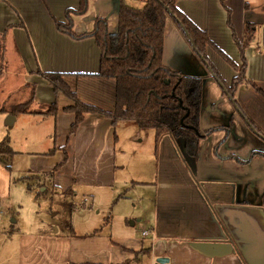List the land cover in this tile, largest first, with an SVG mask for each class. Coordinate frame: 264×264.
<instances>
[{
  "label": "crops",
  "instance_id": "obj_1",
  "mask_svg": "<svg viewBox=\"0 0 264 264\" xmlns=\"http://www.w3.org/2000/svg\"><path fill=\"white\" fill-rule=\"evenodd\" d=\"M121 1L143 5V0ZM119 4L120 0H87L84 14H71L72 31L90 32L96 20L103 19L107 30L115 32ZM77 5L78 0H0V113L6 115L4 125L12 127L20 119L34 124L30 130L39 131L45 121L50 122L49 135L48 130L45 132L49 137L43 142L35 140V146L43 149L29 153L27 168L40 187L47 182L61 193L72 194V186L111 183L116 143L115 124L99 113L85 112L71 133L75 115L64 107L72 102L55 92L40 74L60 73L78 100L113 110L115 81L95 75L101 52L94 37L73 38L58 31L52 20V15L64 20L65 9ZM175 5L236 65L241 62L235 39H242L245 23L254 28L253 39L244 49L246 81L229 95L223 93L220 82L186 39L182 27L170 17L165 20L163 65L171 71L204 78L200 128L225 126L230 117L233 119L232 130L217 154L215 145L224 131L200 140L197 159L186 158L194 179L180 162L168 166L166 173L173 175L161 183L155 221L150 223L149 235L141 234L148 237L147 243L142 238L102 234L98 228L82 236L74 231L59 236L44 230H20L16 238L18 228L11 224L10 231L5 232L2 222L0 234L10 236L11 249L0 257V264H154L158 257H167L172 264H241L232 244L247 264H264V156H251L253 150L264 151V146L248 125L250 120L264 133V0H177ZM12 14H16V21ZM24 34L30 40L28 46ZM13 51L16 59L10 67L7 59ZM204 53L229 86L238 71L213 47L206 45ZM14 74L20 79L19 86L16 78L12 79ZM9 79L11 85L15 84L12 91H21L19 96L11 97L12 91L3 95ZM32 88L31 106L55 102L53 114L33 107L28 113L11 114L12 106L27 100ZM25 91L26 97L22 94ZM60 93L63 98L58 96ZM8 116H14L12 125L8 124ZM161 140L162 149L175 160L176 153L167 137ZM232 156L246 162L240 163ZM9 169L0 162V196L9 189ZM52 170L53 175L48 177Z\"/></svg>",
  "mask_w": 264,
  "mask_h": 264
},
{
  "label": "trees",
  "instance_id": "obj_2",
  "mask_svg": "<svg viewBox=\"0 0 264 264\" xmlns=\"http://www.w3.org/2000/svg\"><path fill=\"white\" fill-rule=\"evenodd\" d=\"M176 1L143 0L142 6H135L120 0L117 28L113 33L107 30L103 19H97L94 29L90 32L76 34L72 31L71 14H84L87 10V0H78L76 8L67 9L65 22L54 20L57 30L61 33L68 34L73 38L92 36L96 40L101 54L99 69L95 75L114 79L115 105L113 110L105 111L78 100L60 73L41 71L40 74L55 92H62L71 100V105L64 107L65 110L71 111L75 115L70 126L71 133L82 120L85 112L99 113L109 118L113 124L119 121L132 122L140 128H152L156 144L163 137L169 138L176 154L182 159L189 175L194 179V172L188 164L187 156L179 150V139H183L185 153L196 159L199 140L215 131H224V136L215 145V153L217 154L218 144L224 143L232 130L233 119L230 117L225 126H213L202 131L199 128L204 78L200 75L171 71L163 65V28L166 18L169 15L175 17V21L182 27L186 39L191 43L205 66L220 82L224 94L232 95L235 87L242 81H238V77H236L228 86L221 79L204 53L205 46H211L219 51L232 68L236 69V64L214 45L206 31L199 29L176 7ZM20 24H22L21 20ZM253 32L252 24L245 23L242 39L240 41L235 39L240 51L241 62L237 71L238 74L241 73L243 82L246 81L244 49L253 39ZM251 85L260 92L255 84L252 83ZM33 94L34 88H32L27 100L12 106L11 114L31 112ZM56 108V103L53 102L44 113L53 114ZM248 125L256 132L261 131L250 120H248ZM13 153L7 136L0 141V162L8 169L10 168L8 160ZM254 155L264 156V151L253 150L251 156ZM232 157L240 163L246 162V160H241L235 156ZM53 171L48 173V177L53 175ZM44 177L41 176V178ZM261 200L264 209V192ZM232 249L238 256L240 263L247 264L237 246L232 244Z\"/></svg>",
  "mask_w": 264,
  "mask_h": 264
},
{
  "label": "rangeland",
  "instance_id": "obj_3",
  "mask_svg": "<svg viewBox=\"0 0 264 264\" xmlns=\"http://www.w3.org/2000/svg\"><path fill=\"white\" fill-rule=\"evenodd\" d=\"M66 10L67 8L65 12ZM12 16L13 21H16V14ZM169 17L175 20L174 16L169 15ZM52 20L66 21L57 19L53 15ZM23 39L28 46L30 40L25 34ZM15 59V52L8 55L9 65H6L11 67L15 64ZM240 66L241 63L236 65V70H239ZM239 74L238 81L243 82L241 73ZM5 77L9 75L6 74ZM14 78L17 79L15 81L19 86V77L15 75L12 79ZM10 81L9 79L6 85L4 84V96L15 86V84L11 85ZM26 91L22 92L25 97L28 95ZM19 92L21 91L14 89L11 97L19 96ZM61 93L58 96L63 98ZM48 106L32 104L31 107L38 112L43 110L45 112ZM5 117L6 115L0 113V135L5 131L0 141L4 136H8L9 145L16 152L8 160L11 176L9 189L6 194L2 193L0 196V223L4 222L5 232L10 231L8 226L11 224L18 228L17 234H14L16 238L20 230L33 232L44 230L59 236L74 231L78 236H82L83 233L98 228L102 234L107 235L110 232L112 237L142 238L143 241L148 242V237H142L141 231L149 229L150 223L155 221V201L162 194L161 183L173 175L166 173L169 172L168 166L171 164L175 167L172 163L177 161L187 170L177 154H175L177 159L174 160L173 157H169L170 153L162 149V140L156 144L152 128H140L132 122H117L115 124V170L111 183L100 187L72 186V191L75 193L72 194L61 193L47 182L40 187L38 179L33 178L27 168L29 153L43 149L35 146V140L39 139L43 142L48 139L49 136H46L45 132L48 130L49 135L47 125L50 122L45 121L44 125L41 124L43 126L39 127V131L35 128L30 130L34 124L22 123L20 119L12 127L7 128L4 125ZM167 139L173 148L171 140ZM183 143V139H179V150L183 155L190 157L185 153ZM261 144L264 146V140ZM220 145L221 143L218 147ZM180 170L182 169L177 168L176 171L180 172ZM0 231H2L1 228ZM10 242L9 235L0 234V257L9 253Z\"/></svg>",
  "mask_w": 264,
  "mask_h": 264
},
{
  "label": "water",
  "instance_id": "obj_4",
  "mask_svg": "<svg viewBox=\"0 0 264 264\" xmlns=\"http://www.w3.org/2000/svg\"><path fill=\"white\" fill-rule=\"evenodd\" d=\"M14 120V116H8L9 125H12V121ZM133 224V222H131ZM169 259L167 257H158L155 259L154 264H165L168 263Z\"/></svg>",
  "mask_w": 264,
  "mask_h": 264
},
{
  "label": "built area",
  "instance_id": "obj_5",
  "mask_svg": "<svg viewBox=\"0 0 264 264\" xmlns=\"http://www.w3.org/2000/svg\"><path fill=\"white\" fill-rule=\"evenodd\" d=\"M258 52V51H257ZM149 230L148 229H143L142 231H141V234L143 235V236H147V235H149ZM165 264H172L171 262H168V263H165Z\"/></svg>",
  "mask_w": 264,
  "mask_h": 264
},
{
  "label": "flooded vegetation",
  "instance_id": "obj_6",
  "mask_svg": "<svg viewBox=\"0 0 264 264\" xmlns=\"http://www.w3.org/2000/svg\"><path fill=\"white\" fill-rule=\"evenodd\" d=\"M251 129L253 130V132L255 131L252 127H251ZM255 133L259 135V137H260L261 140H264V133L263 132H261V131L260 132H256L255 131Z\"/></svg>",
  "mask_w": 264,
  "mask_h": 264
}]
</instances>
